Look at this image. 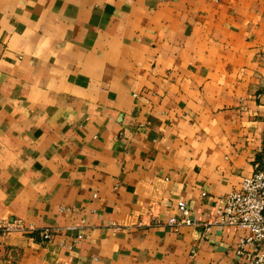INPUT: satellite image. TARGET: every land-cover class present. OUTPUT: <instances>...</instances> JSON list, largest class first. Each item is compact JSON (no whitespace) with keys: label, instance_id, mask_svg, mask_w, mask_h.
I'll list each match as a JSON object with an SVG mask.
<instances>
[{"label":"crops","instance_id":"obj_1","mask_svg":"<svg viewBox=\"0 0 264 264\" xmlns=\"http://www.w3.org/2000/svg\"><path fill=\"white\" fill-rule=\"evenodd\" d=\"M257 167L264 0H0V264H247L166 222Z\"/></svg>","mask_w":264,"mask_h":264},{"label":"built area","instance_id":"obj_2","mask_svg":"<svg viewBox=\"0 0 264 264\" xmlns=\"http://www.w3.org/2000/svg\"><path fill=\"white\" fill-rule=\"evenodd\" d=\"M212 1L219 2V0ZM178 210L179 217L170 218L166 222L167 227L178 230L180 227L188 226L205 232L213 227L244 230L247 236L239 244V255L245 258L247 264H264V170L257 167L251 176L245 178L240 189L215 198L207 219L194 216L185 203H180ZM78 229L71 228L70 231L79 232ZM36 231L21 219H0V237H10L14 234L27 236ZM61 233L62 230L59 229H47L40 235L44 242H51ZM83 237L82 232H79L75 241ZM249 248L253 251H247Z\"/></svg>","mask_w":264,"mask_h":264},{"label":"rangeland","instance_id":"obj_3","mask_svg":"<svg viewBox=\"0 0 264 264\" xmlns=\"http://www.w3.org/2000/svg\"><path fill=\"white\" fill-rule=\"evenodd\" d=\"M26 224V223H25ZM27 236H30V235H27ZM2 238H4V237H2ZM5 238H7V237H5Z\"/></svg>","mask_w":264,"mask_h":264}]
</instances>
